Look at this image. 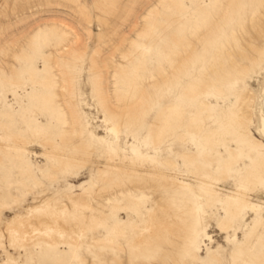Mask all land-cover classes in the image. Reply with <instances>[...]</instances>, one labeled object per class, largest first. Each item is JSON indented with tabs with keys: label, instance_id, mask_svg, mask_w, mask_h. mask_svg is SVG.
<instances>
[{
	"label": "rangeland",
	"instance_id": "1",
	"mask_svg": "<svg viewBox=\"0 0 264 264\" xmlns=\"http://www.w3.org/2000/svg\"><path fill=\"white\" fill-rule=\"evenodd\" d=\"M0 264H264V0H0Z\"/></svg>",
	"mask_w": 264,
	"mask_h": 264
}]
</instances>
